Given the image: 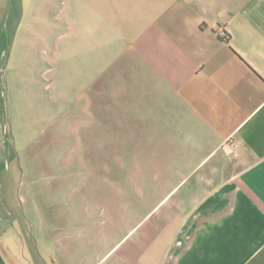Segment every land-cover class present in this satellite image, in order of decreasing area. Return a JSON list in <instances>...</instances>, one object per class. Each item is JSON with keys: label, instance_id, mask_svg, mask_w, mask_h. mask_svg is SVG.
<instances>
[{"label": "crops", "instance_id": "1", "mask_svg": "<svg viewBox=\"0 0 264 264\" xmlns=\"http://www.w3.org/2000/svg\"><path fill=\"white\" fill-rule=\"evenodd\" d=\"M56 1L74 28L64 66L95 115L137 131L156 197L124 220L148 193L123 187L91 241L106 253L40 263L264 264V0H47L49 14ZM0 264H16L1 243Z\"/></svg>", "mask_w": 264, "mask_h": 264}, {"label": "rangeland", "instance_id": "2", "mask_svg": "<svg viewBox=\"0 0 264 264\" xmlns=\"http://www.w3.org/2000/svg\"><path fill=\"white\" fill-rule=\"evenodd\" d=\"M52 4L49 14L47 0H0V243L16 264L74 250L103 255L107 243L91 241L113 219L110 199L126 203L123 187L138 195L154 187L140 177L137 131H123L120 115L119 129L95 115L90 84L64 66L74 28ZM96 102L104 111L106 100ZM139 196L142 211H124V220L153 206V192Z\"/></svg>", "mask_w": 264, "mask_h": 264}, {"label": "built area", "instance_id": "3", "mask_svg": "<svg viewBox=\"0 0 264 264\" xmlns=\"http://www.w3.org/2000/svg\"><path fill=\"white\" fill-rule=\"evenodd\" d=\"M231 143H232L235 147H237V146L239 145V142H235V141H233V140H231Z\"/></svg>", "mask_w": 264, "mask_h": 264}]
</instances>
